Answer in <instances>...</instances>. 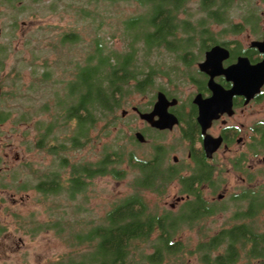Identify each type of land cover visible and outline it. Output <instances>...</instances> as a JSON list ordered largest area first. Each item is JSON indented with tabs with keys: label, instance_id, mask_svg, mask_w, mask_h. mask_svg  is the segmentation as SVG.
Returning <instances> with one entry per match:
<instances>
[{
	"label": "rangeland",
	"instance_id": "rangeland-1",
	"mask_svg": "<svg viewBox=\"0 0 264 264\" xmlns=\"http://www.w3.org/2000/svg\"><path fill=\"white\" fill-rule=\"evenodd\" d=\"M12 1L0 0V28L4 31V34L0 35V44L8 42L10 47L3 62L5 65L0 69V76L3 79L0 108L2 105L3 111L6 112L4 121L0 123V144H12L13 163L18 168L14 172L17 176H23L24 182L12 185L16 199L12 208H9V202L6 204L4 200L0 211V221L4 224L11 222L14 238L13 252L8 256L9 263L3 264L87 262L86 255L93 253V248L89 246L93 242L86 238L87 234L95 226L105 225L103 220L107 212L131 193L132 178L137 176V171L131 170L125 159L121 164L126 171L124 178L115 179L111 175H102L85 179L86 185L83 190L71 199L63 191L44 195L35 189V185L46 168L51 165L58 171L59 180L65 186L70 174V164L94 163L99 160L105 151L113 147L114 138L119 134L116 131L119 129L122 132L116 141L119 145L129 152L133 150L136 156L149 158L152 153L150 143L138 141L132 143L128 140L129 135L134 136L136 131H142L146 126L132 110V106L150 108L151 97L158 90V86L161 84L166 86L167 82L166 79L157 76L152 86L144 93L135 92L128 95L122 100L121 107L116 110L117 118L114 125L104 131L101 130L102 124L111 117L108 119L101 115L98 127L91 129L87 139H82L83 144L79 148L72 149L70 143L74 130L73 121L66 125L58 122V127L52 129L51 138L44 137L46 145L40 146L41 149L37 148L39 139L44 136V128L49 124L50 114L53 115L62 108L66 82L74 78L77 67L86 60L89 48L94 44L93 39L101 35L103 40L108 42L107 45L122 52L125 44L118 36L120 32L118 31L117 36L112 38L109 34H114L121 20L136 16L145 9L134 1H124L114 6L100 1L98 7L101 8L99 10L101 13L98 16L94 14L95 18L91 19L89 15L82 17L78 10L83 4L82 1L87 0H40L41 4L32 3L30 0H21L20 4L19 0H14L12 4ZM51 2L56 4L54 10L47 6ZM198 3L199 0H188L186 3V7L192 9L193 21L202 17L197 8ZM241 4V0H232V8L224 13L227 17L224 22L216 23L211 19L212 24L206 32L207 36L230 29L233 19L242 16L237 10ZM179 17L185 18L186 15L180 14ZM100 18L104 23L98 29L96 27ZM12 21L17 22L15 32L12 29L15 28V25H11ZM70 31L78 34L80 40L61 43L62 35ZM6 33L8 35H5ZM193 54L197 56V50H194ZM43 65H46V68ZM44 71L50 74L46 80L42 79ZM183 82L178 85V91L181 97L185 98L192 88L187 81ZM123 109L127 111L125 115L121 114ZM171 131L165 138L167 142L165 144L171 145L169 156L173 150L171 155L175 154L184 160L188 148L182 141L178 128ZM151 133V130H146L144 135L149 139L153 135ZM61 145H64V150ZM53 146L57 147L56 152L50 151ZM15 153L23 155L25 159H21L20 162L14 161ZM62 158L67 159L68 165H61ZM167 161L171 164L170 158L166 161L164 159V163ZM188 166L191 169L190 163ZM180 171L190 173L187 167H181ZM226 171L222 172V181L220 183L217 181L214 190L209 187L203 190L205 199L213 201L215 213L211 216L208 214L201 216V220L192 227L183 224L175 234V239L181 240L190 249L195 247L202 234L212 235L221 228L237 222L232 217L234 212L239 210L240 203L232 196L238 195L245 184L230 169ZM185 195L176 181H171L164 193H155L148 189L142 191L144 201L149 204L151 211L171 212L173 215L178 212L183 202L176 203V198ZM220 195L223 196L222 200L217 199ZM171 204H174V207H170ZM11 211L12 216H9L8 213ZM251 224L257 226L260 232H264V209L251 219ZM146 242L138 240L135 243L141 248L145 247L146 252H150L152 249ZM173 259L171 258L169 262L172 263ZM187 260L188 264H201L194 255L188 257L187 254L185 261ZM259 260L260 258H257L253 263H258ZM179 261L181 260L173 264H180ZM244 261L241 259L240 264Z\"/></svg>",
	"mask_w": 264,
	"mask_h": 264
},
{
	"label": "trees",
	"instance_id": "trees-1",
	"mask_svg": "<svg viewBox=\"0 0 264 264\" xmlns=\"http://www.w3.org/2000/svg\"><path fill=\"white\" fill-rule=\"evenodd\" d=\"M39 1L30 0L32 3ZM100 1L110 6L134 1L145 11L121 20L114 34H109L112 38L120 32L118 36L125 44L122 52L107 45L108 42L101 35L93 39L94 44L90 46L86 60L77 67L74 78L66 82L62 108L50 114L44 136L38 141L39 147L46 145L44 137L51 138L52 129L58 127V122L66 125L73 121L70 143L72 149L79 148L91 129L98 127L101 115L108 119L111 117L102 124L101 130L104 131L114 125L116 110L121 107L122 100L135 92L144 93L157 76L167 82L166 86L161 84L157 89L180 85L198 56L193 51L198 52L199 36H207L211 19L216 23L224 22L227 18L224 13L232 8V0H199L197 8L202 17L193 21L192 9L186 7L188 0H87L79 6V14L82 17L89 15L91 19L95 18L94 14L100 15ZM241 2L237 10L247 14L249 6L244 0ZM47 6L54 10L56 4L51 2ZM180 14L186 17L181 18ZM101 19L96 27L98 29L104 23ZM78 40L80 36L74 31L64 33L61 37V43ZM5 50L6 47L3 52ZM49 75L48 71H44L42 79L46 80ZM116 133L119 134L114 138L113 147L105 151L99 160L70 164L65 186L62 182H55V178L35 185V189L44 195L63 191L71 199L83 190L85 179L102 175L124 178L126 171L121 164L125 159L130 169L137 171V176L132 178L131 193L107 212L103 220L105 225L99 224L87 234L86 238L93 242L89 244L93 253L86 255L88 261L76 264H173L178 260H181L180 264H188V260L185 261L187 254L188 257L194 255L201 264H240L241 259L245 260L243 264H263L264 232L253 226L251 219L264 209V196L253 197L254 204L246 190L232 196L240 203L239 210L232 217L237 222L212 235L202 234L195 247L190 249L181 240L177 241L175 234L183 224L192 227L201 220V216L215 213L213 203L206 202L202 190L203 182L212 177V170L199 165L188 175L181 174L179 169L168 168L164 163L168 147L151 146L149 158H142L136 156L133 150L129 152L119 145L116 141L122 132L119 129ZM128 140L138 143L133 135H129ZM61 147L65 149L64 145ZM56 149L53 146L50 151L56 152ZM68 163L66 158L61 159L62 166ZM51 177H54V173H51ZM171 181L178 182L181 191L189 195V199L181 203L175 215L151 211L142 191L148 189L164 193ZM209 186L216 187L212 179ZM138 240L148 241L147 246L152 250L146 252L145 247L141 248L135 243ZM171 258H174L172 263L169 262ZM257 258H260L259 262L253 263Z\"/></svg>",
	"mask_w": 264,
	"mask_h": 264
},
{
	"label": "flooded vegetation",
	"instance_id": "flooded-vegetation-1",
	"mask_svg": "<svg viewBox=\"0 0 264 264\" xmlns=\"http://www.w3.org/2000/svg\"><path fill=\"white\" fill-rule=\"evenodd\" d=\"M244 2L249 6V11L247 14L244 11L240 18L235 17L230 29L214 36H199L198 59L184 80L192 90L185 98L181 97L178 86L171 85L156 90L151 97L150 108L136 106L141 113L153 111L158 93L162 92L168 104L166 113L174 115L178 122L171 128H158L141 119L137 111L134 112L146 124L145 129L138 131L143 135L146 130L153 133L149 139L144 135L145 141L140 143H150L154 148H169L171 145L165 144L166 134L178 128L188 151L186 158L181 160L177 155H171L173 150L169 156L168 150L165 156V161L168 158L171 160V164L168 161L165 163L168 168L180 170L187 167L190 173L199 165L209 168L212 177L203 182L202 190L211 188V179L214 185L218 180L220 183L222 172L230 169L245 184L239 193L246 190L254 204L253 197L264 196V0ZM20 3L21 0L18 1ZM11 25H15L12 28L15 32L17 22L12 21ZM3 34L0 28V35ZM256 42H262L261 46ZM213 46H220V49L201 69L199 63L206 61V54ZM4 47L6 50L3 52ZM9 49L8 42L0 44V69L5 65L3 62ZM2 81L0 76V101L3 95ZM213 87L218 90L217 94ZM232 89L234 92L230 94ZM3 110L1 105L0 123L6 115ZM158 119L159 115L155 114L153 120ZM217 142L219 145L214 148ZM211 148L214 149L211 151ZM14 158L18 162L25 159L16 153ZM188 163L192 165L191 169ZM15 169L18 168L13 163L12 144H0V211L4 200L6 204L9 202V208L16 203L12 185L24 182L23 176L15 175ZM51 173H54V177H51ZM53 178L60 183L58 171L49 165L38 182H49ZM179 197L176 203L189 199L187 194ZM217 199L222 200L223 196ZM206 202L209 203L207 199ZM8 214L12 216V211ZM10 224L0 221V264L9 263L8 256L13 252L14 238Z\"/></svg>",
	"mask_w": 264,
	"mask_h": 264
},
{
	"label": "water",
	"instance_id": "water-1",
	"mask_svg": "<svg viewBox=\"0 0 264 264\" xmlns=\"http://www.w3.org/2000/svg\"><path fill=\"white\" fill-rule=\"evenodd\" d=\"M261 43L262 42H260V43H258V42H256V44H258V46L260 47L261 46ZM218 49H220V46H213L211 49H210V51L209 52H207V54H206V61L204 62V63H199V67L201 68V69H203L204 67H205V65L207 64H209V62L210 61H208V60H211L215 55H216V52H217V50ZM213 91L215 92V94H217V92H218V90L216 89V88H214L213 87ZM234 89H232L231 91H230V94L231 93H233L234 91H233ZM214 99H215V97H214ZM197 101V100H196ZM167 103H166V98H165V96L163 95V93L162 92H159L158 93V99H157V101H156V103H155V105H154V109H153V111H151V112H139V111H137V107L136 106H132V110L133 111H137L139 114V117L141 118V119H144V120H146L148 123H150L151 125H153V126H156V127H158V128H171L175 123H177L178 122V120H177V118L174 116V115H172V114H169V113H166L167 111H166V107H167ZM126 110L125 109H123L122 111H121V114L122 115H125L126 114ZM155 114H158L159 115V119L158 120H153V116L155 115ZM167 122V123H166ZM134 137H135V139L138 141V142H144L145 141V137H144V135L141 133V132H139V131H136L135 133H134ZM217 145H219V142H217V144H215L214 145V148L215 147H217ZM214 148H211V151L214 149ZM221 197V195L220 196H218V198H220ZM183 198V197H182ZM180 199V197H177L176 198V200H179ZM174 206V204H171L170 205V207H173Z\"/></svg>",
	"mask_w": 264,
	"mask_h": 264
}]
</instances>
